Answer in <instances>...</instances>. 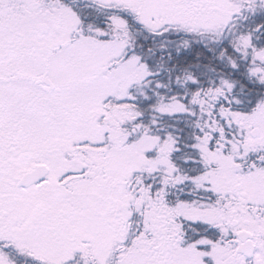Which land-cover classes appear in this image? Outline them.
I'll return each instance as SVG.
<instances>
[{"label": "snow or ice", "instance_id": "snow-or-ice-1", "mask_svg": "<svg viewBox=\"0 0 264 264\" xmlns=\"http://www.w3.org/2000/svg\"><path fill=\"white\" fill-rule=\"evenodd\" d=\"M0 264H264V0H0Z\"/></svg>", "mask_w": 264, "mask_h": 264}]
</instances>
